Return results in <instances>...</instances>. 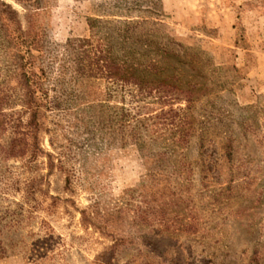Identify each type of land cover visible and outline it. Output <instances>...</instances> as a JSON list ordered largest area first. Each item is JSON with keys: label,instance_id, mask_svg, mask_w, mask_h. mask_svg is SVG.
Returning <instances> with one entry per match:
<instances>
[{"label": "rangeland", "instance_id": "rangeland-1", "mask_svg": "<svg viewBox=\"0 0 264 264\" xmlns=\"http://www.w3.org/2000/svg\"><path fill=\"white\" fill-rule=\"evenodd\" d=\"M0 264H264V0H0Z\"/></svg>", "mask_w": 264, "mask_h": 264}, {"label": "trees", "instance_id": "trees-1", "mask_svg": "<svg viewBox=\"0 0 264 264\" xmlns=\"http://www.w3.org/2000/svg\"><path fill=\"white\" fill-rule=\"evenodd\" d=\"M19 2H21V3H24V4H28V5H30V3L32 2V1H37V0H18ZM3 6H7V5H5V4H3ZM31 6H34V5H31ZM9 7V6H8ZM10 8V7H9ZM27 35H29V34H27ZM97 62L95 63L96 65H99V63H100V61H102V62H104V60L99 56L98 58H97V60H96ZM124 66H125V64H123V65H117L116 66V64H112V63H110V62H107V61H105V64L104 65H99L98 67H97V70L99 71H103V72H107V74L108 75H113V74H118L119 75V77H120V79H125L126 78V76L124 75L125 74V69H124ZM112 68H114V69H112ZM112 72H114L113 74H112ZM106 74V75H107ZM108 75H107V77H108ZM134 81H138V77H134V76H132L131 77ZM141 83H142V81H141ZM140 83V81L137 83V84H141ZM159 83H161V85H165V83H166V81H159ZM26 86H25V88L27 89V96H28V102H29V104H32L34 101H33V98H32V90H31V87H30V85H29V80H28V82L26 81Z\"/></svg>", "mask_w": 264, "mask_h": 264}]
</instances>
